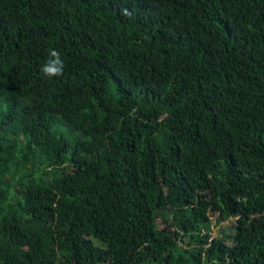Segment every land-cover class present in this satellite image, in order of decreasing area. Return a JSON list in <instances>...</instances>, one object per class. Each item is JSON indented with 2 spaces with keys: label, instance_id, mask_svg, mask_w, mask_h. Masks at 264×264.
Segmentation results:
<instances>
[{
  "label": "trees",
  "instance_id": "1",
  "mask_svg": "<svg viewBox=\"0 0 264 264\" xmlns=\"http://www.w3.org/2000/svg\"><path fill=\"white\" fill-rule=\"evenodd\" d=\"M0 264H264V0H0Z\"/></svg>",
  "mask_w": 264,
  "mask_h": 264
},
{
  "label": "clouds",
  "instance_id": "2",
  "mask_svg": "<svg viewBox=\"0 0 264 264\" xmlns=\"http://www.w3.org/2000/svg\"><path fill=\"white\" fill-rule=\"evenodd\" d=\"M41 73L49 81L62 77L64 74V61L57 50H52L49 53V58L41 66Z\"/></svg>",
  "mask_w": 264,
  "mask_h": 264
},
{
  "label": "rangeland",
  "instance_id": "3",
  "mask_svg": "<svg viewBox=\"0 0 264 264\" xmlns=\"http://www.w3.org/2000/svg\"><path fill=\"white\" fill-rule=\"evenodd\" d=\"M212 220H216V217L213 216ZM236 220L235 219H230L228 221L222 222L221 224H214L213 232L212 235L213 237L220 236L222 234H227V235H233V226L235 225Z\"/></svg>",
  "mask_w": 264,
  "mask_h": 264
}]
</instances>
